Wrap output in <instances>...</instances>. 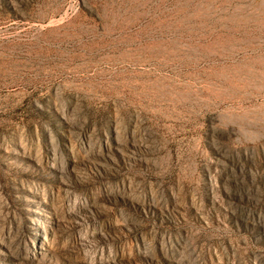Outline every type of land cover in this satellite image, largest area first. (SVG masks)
Instances as JSON below:
<instances>
[{"label": "rangeland", "instance_id": "1", "mask_svg": "<svg viewBox=\"0 0 264 264\" xmlns=\"http://www.w3.org/2000/svg\"><path fill=\"white\" fill-rule=\"evenodd\" d=\"M0 264H264V0H0Z\"/></svg>", "mask_w": 264, "mask_h": 264}]
</instances>
